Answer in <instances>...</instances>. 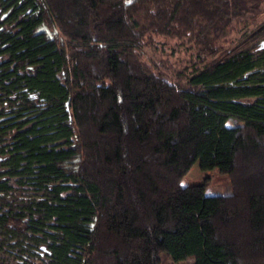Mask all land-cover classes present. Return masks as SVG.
<instances>
[{
    "label": "trees",
    "instance_id": "1",
    "mask_svg": "<svg viewBox=\"0 0 264 264\" xmlns=\"http://www.w3.org/2000/svg\"><path fill=\"white\" fill-rule=\"evenodd\" d=\"M34 7L0 33V264H264V0ZM157 38L208 62L174 82Z\"/></svg>",
    "mask_w": 264,
    "mask_h": 264
},
{
    "label": "rangeland",
    "instance_id": "2",
    "mask_svg": "<svg viewBox=\"0 0 264 264\" xmlns=\"http://www.w3.org/2000/svg\"><path fill=\"white\" fill-rule=\"evenodd\" d=\"M50 34L61 37L59 33L50 31ZM237 40L233 36L232 42ZM146 61L153 65L157 71L166 74L172 81L177 82L179 78L190 74L197 66H204L198 58L196 51L192 50L188 44H183L176 39L157 38L153 45L144 48ZM229 177L220 169H205L200 164L199 159L182 179L183 185H204L208 195H224L229 192ZM161 264H193L194 259L188 258L183 261L175 262L168 254L161 252Z\"/></svg>",
    "mask_w": 264,
    "mask_h": 264
},
{
    "label": "flooded vegetation",
    "instance_id": "3",
    "mask_svg": "<svg viewBox=\"0 0 264 264\" xmlns=\"http://www.w3.org/2000/svg\"><path fill=\"white\" fill-rule=\"evenodd\" d=\"M34 0H0V33L16 32L25 17H32ZM37 34L49 35L45 27H40Z\"/></svg>",
    "mask_w": 264,
    "mask_h": 264
},
{
    "label": "water",
    "instance_id": "4",
    "mask_svg": "<svg viewBox=\"0 0 264 264\" xmlns=\"http://www.w3.org/2000/svg\"><path fill=\"white\" fill-rule=\"evenodd\" d=\"M260 49H264V41L261 42Z\"/></svg>",
    "mask_w": 264,
    "mask_h": 264
}]
</instances>
